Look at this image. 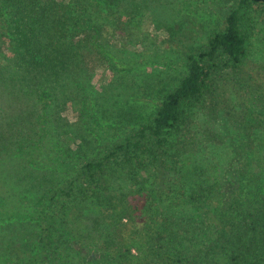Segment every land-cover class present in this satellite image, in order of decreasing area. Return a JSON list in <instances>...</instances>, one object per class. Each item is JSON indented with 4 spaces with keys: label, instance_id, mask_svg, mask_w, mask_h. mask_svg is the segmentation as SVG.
<instances>
[{
    "label": "trees",
    "instance_id": "16d2710c",
    "mask_svg": "<svg viewBox=\"0 0 264 264\" xmlns=\"http://www.w3.org/2000/svg\"><path fill=\"white\" fill-rule=\"evenodd\" d=\"M48 1L0 0V21L13 10L20 20L17 33H24L20 34L24 58L41 72L54 74L57 67L64 69L66 61L42 41L49 22ZM51 1L66 4L79 16H88V27L94 32L92 46L99 54L106 52L100 36L115 32L114 21L117 29L139 38L144 13L149 9V0ZM252 11H258L264 19V0H230L222 11L219 28L182 55L185 74L163 96L151 122L124 137L99 159L86 160L76 168L69 155H45L41 143L17 145L18 153L31 164L40 166L47 159L62 174L76 172L68 192L50 194L51 206L50 198L42 199L36 208L14 212L8 206L26 205L28 196L17 195L8 170L0 167V223L24 218L39 226L38 253L25 264H264L262 170H254L255 184L246 183L254 169L253 160L259 155L257 146L262 145L263 134H254V130L264 127V110L251 107L246 120L238 122L247 151L238 153L235 183L205 177V167L194 173L183 172L177 165L192 146L181 136L186 111L201 107L220 85V78L231 81L232 74L241 73L264 109V66L251 71L244 66L248 38L245 26ZM93 16L101 21L100 26L92 23ZM112 59L123 71L132 67L131 63ZM165 63L177 68L170 61ZM45 96L43 93L41 98ZM0 102H6L4 95H0ZM3 108L0 105V128L7 116ZM174 131L178 137L173 143L169 136ZM141 170L150 176L144 178ZM173 176L179 179L177 183L170 181ZM160 177L168 180L165 183ZM72 189L81 199H91L74 216L65 212L63 202L64 197L72 196ZM99 189L101 196L97 197ZM199 239L206 242L195 252L183 249L185 244H199ZM61 245L66 248L60 250ZM0 264H7L5 257L0 258Z\"/></svg>",
    "mask_w": 264,
    "mask_h": 264
},
{
    "label": "rangeland",
    "instance_id": "374dc122",
    "mask_svg": "<svg viewBox=\"0 0 264 264\" xmlns=\"http://www.w3.org/2000/svg\"><path fill=\"white\" fill-rule=\"evenodd\" d=\"M229 2L149 0L139 38L117 29L114 21L115 32L100 36L106 52L99 54L92 46L94 32L88 27V16H79L66 4L50 0L47 34L42 41L60 52L66 61L64 69L57 67L54 74L41 72L26 61L20 48V34L24 33H17L20 20L10 10L0 21V95L6 100L0 105L7 110L0 128V167L8 170L17 195L28 199L26 205H9L8 209L21 212L36 208L53 192H68L76 176V172L62 174L47 159L40 166L31 164L18 153L19 143H41L45 155L50 157L69 155L76 168L86 160L99 159L124 137L151 122L163 96L185 74L182 55L197 48L219 28L222 11ZM59 18L63 20L61 23ZM249 19L245 26L246 71L264 66V19L258 11H252ZM91 21L101 25L94 16ZM31 32L35 38L36 31ZM112 57L131 63V69H119ZM165 61L176 64L177 68L167 67ZM43 93L47 96L42 99ZM256 97L241 73L232 74L231 81L220 78V85L213 94H208L201 107L186 111L181 136L192 146L177 164L183 172L197 173L205 167L208 169L205 177L235 183L238 153L247 151L238 122L242 118L246 120L251 107L264 110ZM254 134H263V138L262 145L257 146L259 155L253 160L254 169L246 178L248 185L256 182V168L264 173V127L254 130ZM177 137L176 131L169 136L173 143ZM141 172L144 178L150 176ZM163 180L166 183L168 179ZM170 181L177 183L179 179L173 176ZM80 196L72 189V196L64 197V210L70 216L79 214L90 203L91 199L83 200ZM96 196H101V189L96 191ZM133 196L142 198L138 194ZM48 205H52V198ZM38 234L39 226L34 220L14 218L0 223V258L5 257L7 264H25L38 253ZM205 242L199 239V244H185L183 249L195 252ZM59 247L62 250L66 245Z\"/></svg>",
    "mask_w": 264,
    "mask_h": 264
}]
</instances>
